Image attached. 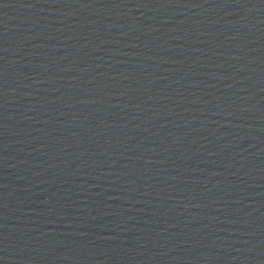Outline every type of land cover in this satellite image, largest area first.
I'll return each instance as SVG.
<instances>
[{
  "label": "water",
  "instance_id": "water-1",
  "mask_svg": "<svg viewBox=\"0 0 264 264\" xmlns=\"http://www.w3.org/2000/svg\"><path fill=\"white\" fill-rule=\"evenodd\" d=\"M0 264H264V0H0Z\"/></svg>",
  "mask_w": 264,
  "mask_h": 264
}]
</instances>
